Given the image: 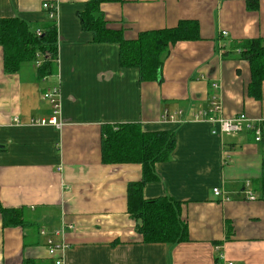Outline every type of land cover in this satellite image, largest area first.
<instances>
[{"label": "crops", "instance_id": "0c3cea01", "mask_svg": "<svg viewBox=\"0 0 264 264\" xmlns=\"http://www.w3.org/2000/svg\"><path fill=\"white\" fill-rule=\"evenodd\" d=\"M88 1L0 0V20L52 23L57 32L56 75L42 81L33 64L5 74L0 47V205L22 209L27 219L6 226L0 216V264H55V258L62 264H264V201L256 192L264 137L255 142L245 123L226 134L219 122L196 118L216 104L214 119L244 115L264 132V82L258 100L248 96L249 64L233 50L242 41H264V0L257 11H248L244 0L102 3L107 29L125 40L180 21L197 24L199 40L169 48L162 82L141 85L136 69L121 67L117 44L94 43L83 30L79 14ZM44 3L54 5L53 21ZM53 88L59 89L60 130L33 124L52 115L42 96ZM166 114L173 119H163ZM124 123L174 133L170 159L155 165L157 180L142 196L180 203L185 243L148 244L136 233L126 188L140 181L141 166L101 162V126ZM63 227L69 228L54 235ZM48 238L65 250L50 256Z\"/></svg>", "mask_w": 264, "mask_h": 264}, {"label": "trees", "instance_id": "16d2710c", "mask_svg": "<svg viewBox=\"0 0 264 264\" xmlns=\"http://www.w3.org/2000/svg\"><path fill=\"white\" fill-rule=\"evenodd\" d=\"M244 1L248 11L258 10V0ZM108 2L116 0H89L85 10L79 14L82 28L92 34L94 43L118 45L119 63L122 68L136 69L138 85L160 84L169 48L179 42L199 40L197 24L191 21H180L175 28L149 31L139 34L135 40H125L119 31L106 27L100 5ZM238 44L233 46V50L250 68L247 94L258 100L264 82V41L253 39ZM0 47L5 74H16L22 65L40 62L35 68L36 80L56 75L57 32L54 24L30 26L19 18L2 19ZM175 143L173 132H145L138 123L101 126L102 164L141 166L140 181L127 185L126 205L127 214L136 222V233L144 243L178 245L187 241V227L181 220L180 203L167 197L145 200L142 196L144 186L157 180L155 165L170 159ZM256 192L259 200L264 201V160ZM0 216L6 226L24 225L27 220L22 209H4L1 205Z\"/></svg>", "mask_w": 264, "mask_h": 264}, {"label": "built area", "instance_id": "2783aa9c", "mask_svg": "<svg viewBox=\"0 0 264 264\" xmlns=\"http://www.w3.org/2000/svg\"><path fill=\"white\" fill-rule=\"evenodd\" d=\"M42 9L44 12H46V17L49 20H54V17L56 15V9L54 7L53 4L51 3H44L42 5ZM38 33V32H37ZM39 35V33H38ZM227 33L225 31L221 32V36L222 37H226ZM43 98L49 102V104L52 106V115L48 118V119H39V120H34L33 124L37 125V126H51L54 127L55 129L60 130L61 129V124L58 122L57 120V116H58V112H59V102H58V98H59V89L58 88H53L52 90L46 92L43 95ZM219 108L218 105L214 104L213 108L211 111L209 112H201L199 113L196 118L201 117V118H206L208 120H212L211 122H219V126H220V132L222 133H226V134H233V133H237L240 130L239 124L240 123H245L246 127L248 130H252L253 132H255V137H254V141L255 142H260L263 137H264V132L262 131V127H258V126H253L251 124V122L246 119V117L244 115H239L238 117H236L235 119L232 120H225L222 118L219 119H214L212 117L213 114H215V112H218ZM168 118L169 120L173 119V116H170L168 114L163 116V119ZM213 194L214 196H220V190L218 189H213ZM249 199H252V194L251 192L247 193ZM69 227H63L57 231L54 232V235H63L64 232L68 229ZM42 236H45L46 233L44 230H42L41 232ZM46 248L48 251V254L50 256H54L56 253H62L65 250V245L63 244H59L56 245L53 243V241L51 239H47L46 240ZM55 264H62V261L60 258H55ZM227 264V263H226ZM231 264V263H228Z\"/></svg>", "mask_w": 264, "mask_h": 264}, {"label": "bare ground", "instance_id": "6f19581e", "mask_svg": "<svg viewBox=\"0 0 264 264\" xmlns=\"http://www.w3.org/2000/svg\"><path fill=\"white\" fill-rule=\"evenodd\" d=\"M40 64V62H36V65L35 66H38ZM45 94V93H44ZM43 94V95H44ZM42 98H43V96H42ZM44 99V98H43ZM45 100V99H44ZM48 102V101H47ZM49 103V102H48Z\"/></svg>", "mask_w": 264, "mask_h": 264}]
</instances>
